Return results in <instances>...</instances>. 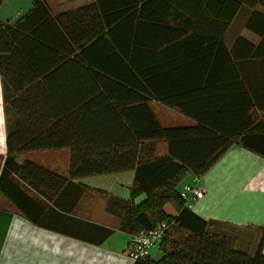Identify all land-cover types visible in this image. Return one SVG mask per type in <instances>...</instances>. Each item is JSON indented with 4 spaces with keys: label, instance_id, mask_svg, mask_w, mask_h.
<instances>
[{
    "label": "trees",
    "instance_id": "1",
    "mask_svg": "<svg viewBox=\"0 0 264 264\" xmlns=\"http://www.w3.org/2000/svg\"><path fill=\"white\" fill-rule=\"evenodd\" d=\"M243 7L250 10L245 28L260 42L238 37L227 49L224 33ZM0 55L6 110L15 119L5 138L0 192L33 224L54 229L46 223L73 210L88 190L104 198L120 231L135 234L166 223L161 256L131 264H264V232L254 253L241 251L233 237L209 232L180 193L188 173L203 175L235 140L264 157V121L234 134L206 119L205 108L208 113L217 102L220 67L205 80L200 67L264 58V0H94L55 16L44 0H32L14 22L0 21ZM183 60L192 66L169 68ZM183 73L187 80L178 79ZM150 99L195 124L162 125ZM63 148L67 177L15 160L20 152ZM127 170L133 178L126 199L74 182ZM70 191L75 199L67 206ZM88 225L94 236L76 237L99 244L113 233Z\"/></svg>",
    "mask_w": 264,
    "mask_h": 264
},
{
    "label": "crops",
    "instance_id": "2",
    "mask_svg": "<svg viewBox=\"0 0 264 264\" xmlns=\"http://www.w3.org/2000/svg\"><path fill=\"white\" fill-rule=\"evenodd\" d=\"M11 1L15 2L13 10L3 13L7 10L5 6L11 4ZM44 1L51 15L55 16L63 11L92 3L94 0ZM25 6H28L27 10H25ZM31 7L32 0H3L0 4V21L14 22ZM249 14L248 10L242 18L243 23L240 26H237L236 17L229 24L223 36L227 49L233 47L238 37L246 39L254 46L260 42L257 35L245 28V21ZM3 63V57L0 55V172L6 157V134L15 120L13 112L6 110L4 95L8 92V87L1 76ZM168 65L172 70L180 68L182 71L192 66L189 60ZM164 66L166 67V65ZM200 67H202L203 80L207 78L210 69L220 67L219 69L215 68L214 79V85L218 90L217 102L210 112L207 113L208 108H205L207 120L234 134L247 130L255 121H264V58L218 63L204 61ZM178 79L187 80L188 73H183ZM248 102H251V105ZM148 103L162 125L195 124L191 117L179 112L175 107L165 105L156 99H150ZM157 147L159 152H164L162 142H159ZM66 153L67 160L63 167L59 169L50 165L47 168L67 177L68 150ZM15 160L17 163H22L26 159L21 158V155L17 153ZM113 173L109 174L113 175ZM131 173L130 185L127 184L125 188L126 194L130 193L132 170ZM192 178L193 175L188 173L183 184L191 182ZM74 182L92 189L101 188L94 185L87 176L74 179ZM20 184L24 188L26 187V184ZM197 184L203 188L204 195L200 199L187 202L191 211L206 221L209 232L231 236L235 240L237 249L248 254L254 253L262 232H264V157L241 146L235 140L213 165L199 176ZM108 189L111 192L106 189L102 190L117 197H124V191L119 188L108 187ZM26 192L36 197L30 188L26 189ZM74 192L70 191L69 194H66L67 206L69 201L71 203L75 199ZM64 214V216L54 215L52 221L46 223L54 229L33 224L0 192V264L132 263L128 257L131 234L118 230L117 223H112V219L116 217L105 210L104 198L86 190L79 199L75 200L73 210ZM88 223L110 227L113 229V233L99 244H93L76 237L78 235L89 236V234L91 237L94 236V229H90ZM87 229L90 230L89 233ZM117 232L120 235H127L125 248L124 245H119L116 241L110 242L111 237ZM262 253H264V245H262Z\"/></svg>",
    "mask_w": 264,
    "mask_h": 264
},
{
    "label": "rangeland",
    "instance_id": "3",
    "mask_svg": "<svg viewBox=\"0 0 264 264\" xmlns=\"http://www.w3.org/2000/svg\"><path fill=\"white\" fill-rule=\"evenodd\" d=\"M82 1V0H77ZM11 4H7L5 6V8L7 9L6 11H4L3 13H9L11 11V9L13 10V7L15 6V2L11 1ZM25 10H27L28 6H25ZM24 10V11H25ZM249 9L248 8H241L240 11L238 12V15L236 16L235 21L238 22L237 26H240L243 23L242 18L245 16V14L247 13ZM250 11V10H249ZM182 118V117H181ZM169 119V118H168ZM67 150L66 149H52V150H42V151H24V152H20L18 153L19 155H21V158H25L28 161H31L39 166L45 167L47 168L48 166H54L55 168H61L63 167V165H65L66 160H67ZM61 172V170H60ZM115 174V175H114ZM131 170H127V171H123L121 173H113V175L111 174H102V175H94V176H87L90 178L91 182L98 186L101 187L99 189H106L107 191L111 192L108 187L110 188H119L120 190L124 191V197H122L123 199H126V197L129 195L128 193L126 194L125 192V188L127 186V184H129V182L131 181L130 179V175H131ZM199 179V177H198ZM130 185V184H129ZM184 186V184L182 185ZM199 186V185H198ZM123 188V189H121ZM203 189V188H202ZM105 190V191H106ZM121 194V193H120ZM113 220V224H116L118 219L114 218ZM124 236V237H123ZM112 239H110V242L113 241L119 245H124L125 248V244H127V235H120L119 232L115 233V235H113V237H111ZM126 238V240H125ZM154 247H152L150 249V257L152 259H157L159 257L160 251L158 248V243H156L155 245H153ZM130 250V242H129V248L128 251Z\"/></svg>",
    "mask_w": 264,
    "mask_h": 264
},
{
    "label": "built area",
    "instance_id": "4",
    "mask_svg": "<svg viewBox=\"0 0 264 264\" xmlns=\"http://www.w3.org/2000/svg\"><path fill=\"white\" fill-rule=\"evenodd\" d=\"M198 176H193L191 182L184 183L181 189V196L187 201H195L204 195V190L197 184ZM166 223L161 222L152 229L141 230L135 234H131L130 250L128 257L131 261L138 258H146L150 255V248L160 242L163 236Z\"/></svg>",
    "mask_w": 264,
    "mask_h": 264
}]
</instances>
